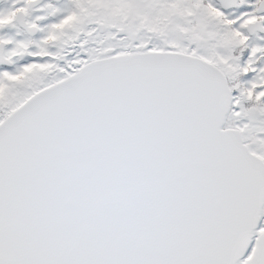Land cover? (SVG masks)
I'll list each match as a JSON object with an SVG mask.
<instances>
[{"label": "snow or ice", "instance_id": "1", "mask_svg": "<svg viewBox=\"0 0 264 264\" xmlns=\"http://www.w3.org/2000/svg\"><path fill=\"white\" fill-rule=\"evenodd\" d=\"M0 264H264V0H0Z\"/></svg>", "mask_w": 264, "mask_h": 264}]
</instances>
